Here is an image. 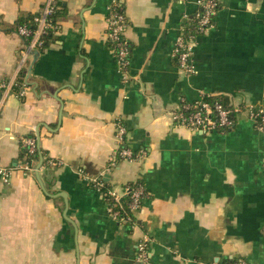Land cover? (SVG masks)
Instances as JSON below:
<instances>
[{"label":"crops","instance_id":"0c3cea01","mask_svg":"<svg viewBox=\"0 0 264 264\" xmlns=\"http://www.w3.org/2000/svg\"><path fill=\"white\" fill-rule=\"evenodd\" d=\"M46 2L0 0V167L12 170L0 180V264H139L145 236L152 264H264V132L246 113L208 135L172 117L204 95L264 109V0H218L194 73L172 53L199 0H126L127 80L108 42L111 0H59V29L21 81L16 26ZM119 125L143 157L111 166ZM27 139L39 155L29 171ZM86 176L118 195L142 183L136 223L114 220Z\"/></svg>","mask_w":264,"mask_h":264},{"label":"built area","instance_id":"2783aa9c","mask_svg":"<svg viewBox=\"0 0 264 264\" xmlns=\"http://www.w3.org/2000/svg\"><path fill=\"white\" fill-rule=\"evenodd\" d=\"M126 0H111L108 7V42L114 52L117 66L123 78H129L131 67L132 47L126 37L129 27L125 9ZM186 2L187 0H178ZM199 9L196 13L197 25L195 28H188L186 23L181 28L179 36L176 38L172 57L178 68L194 73L196 66L194 61L195 47L200 36L207 34L214 28V19L219 10L218 0H199ZM59 0H47L40 14L35 16L32 22H28L18 28V35L25 41V49L21 52V72L28 70L29 59L33 50L38 54L44 49V37L49 33H55L59 29V22L53 23L52 16L59 10ZM25 91L20 96H25ZM213 95H204L198 101L188 102L181 100L177 110L173 113V121L176 126L187 128L202 135L228 131L234 128L237 116L246 113L253 121L256 128L264 132V109L246 108L242 106L226 107L223 103L213 102ZM3 100L0 99V106ZM127 129L119 125L117 127V139L120 144L119 154L111 161V166H115L119 160H132L143 157L135 154L134 151L124 146ZM30 154L37 152V142L35 139H27L24 142ZM30 164H25L24 169L29 171ZM12 170L0 167V180L10 184ZM98 191H100L108 202L109 215L116 221L129 224L136 223V215L142 207L146 197V189L141 184L128 185L122 195H118L113 190L106 187V182L102 177H85ZM128 199V205L123 204V200ZM150 239L145 236L137 246V260L139 264H152L149 251ZM227 264H249L246 261L238 260Z\"/></svg>","mask_w":264,"mask_h":264},{"label":"trees","instance_id":"16d2710c","mask_svg":"<svg viewBox=\"0 0 264 264\" xmlns=\"http://www.w3.org/2000/svg\"><path fill=\"white\" fill-rule=\"evenodd\" d=\"M59 7H60L59 10H57V12L52 16L53 23H55V24L58 23V22H59V19L62 17V8H61V4H59ZM35 16H37V15L28 16V17H25V18L20 19L19 22H18V24H17V26H16L17 29H18L20 26H22V25H24V24H26V23H28V22H32V20H33V18H34ZM196 25H197V18H196V15H195V16H194V17L188 22L187 26H188V28H195ZM52 36H53V33H49V34H47V35L44 37V39H43V41H44V49L47 48V46H48V44H49V42H50ZM44 49H43V51H44ZM43 51H42V52H43ZM26 73H27V72L25 71V72H23V73L21 74V81L23 80V78H26V75H27ZM212 101H213V102H220V103H223L226 107H230V106H231L230 103H229V101H228L226 98L221 97V96H214V97L212 98ZM22 157L24 158L25 163H29V164H31L32 162H37V161L39 160V155H38V153L36 152V153H34V154H30L27 148H24V149H23ZM139 184L142 185V183H139ZM123 204H124L125 206H127V205H128V199H124V200H123Z\"/></svg>","mask_w":264,"mask_h":264},{"label":"water","instance_id":"95a60500","mask_svg":"<svg viewBox=\"0 0 264 264\" xmlns=\"http://www.w3.org/2000/svg\"><path fill=\"white\" fill-rule=\"evenodd\" d=\"M40 158L42 159V156H41ZM41 164H42V163H41ZM40 167H41V165L39 166V168H38V170H37V171H39Z\"/></svg>","mask_w":264,"mask_h":264}]
</instances>
